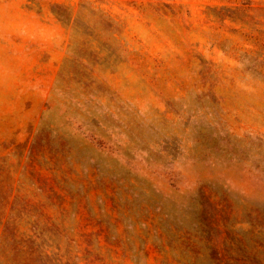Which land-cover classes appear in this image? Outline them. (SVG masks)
I'll list each match as a JSON object with an SVG mask.
<instances>
[{"label":"rangeland","instance_id":"1","mask_svg":"<svg viewBox=\"0 0 264 264\" xmlns=\"http://www.w3.org/2000/svg\"><path fill=\"white\" fill-rule=\"evenodd\" d=\"M0 264H264V0H0Z\"/></svg>","mask_w":264,"mask_h":264}]
</instances>
